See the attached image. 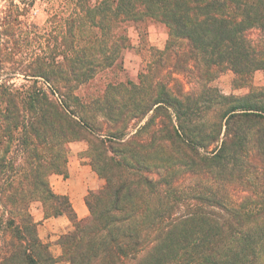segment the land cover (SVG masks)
<instances>
[{"label":"trees","instance_id":"obj_1","mask_svg":"<svg viewBox=\"0 0 264 264\" xmlns=\"http://www.w3.org/2000/svg\"><path fill=\"white\" fill-rule=\"evenodd\" d=\"M0 2V264L57 263L35 202L71 222L68 264H264V85H212L264 72V0ZM148 22L167 38L131 79L128 27ZM73 141L104 181L82 219L50 182L67 177Z\"/></svg>","mask_w":264,"mask_h":264},{"label":"rangeland","instance_id":"obj_2","mask_svg":"<svg viewBox=\"0 0 264 264\" xmlns=\"http://www.w3.org/2000/svg\"><path fill=\"white\" fill-rule=\"evenodd\" d=\"M59 1V0H55ZM2 2H0L1 5ZM46 5L42 4L40 1H36L33 9L29 12V19L35 21L36 23L42 24L47 18V11L44 9ZM148 23H156V22H148ZM147 23V24H148ZM129 27H133L129 33V44L124 49L123 52V66L125 70V74L131 78L135 79L138 69L140 67V63L142 60V53L144 52V47L148 46L147 36H146V26L144 27L141 24L140 29L136 28L134 24H130ZM160 32V31H159ZM165 37L167 38V29L165 27ZM140 33H142L140 35ZM136 41V43H134ZM138 42V43H137ZM164 46V45H163ZM162 46V47H163ZM160 47V48H162ZM112 77L111 72H105L99 74L96 78H94L88 85L83 86L80 89V93L85 91H94L96 89H100L103 84ZM234 74L230 70H226L221 73L213 82L212 85L219 88L224 94H243L248 92L252 88L260 87L264 85V72L262 70H256L250 77L249 83L246 86L237 87L234 85ZM17 81H20L17 79ZM87 148V144L85 141H73L68 146V163L70 166L76 165L77 162L80 163H89L85 154V149ZM68 176V175H67ZM62 175L54 174L50 177V182L54 191H59L64 188L65 184L63 182ZM87 192L84 194V198ZM41 210L42 206L39 202H35L31 207V212H34L35 209ZM88 215V213H87ZM34 217V216H33ZM85 218V217H84ZM72 228L71 222H69L67 232ZM50 224L46 223L42 227L38 225V232L40 238L49 245L50 251L52 254L57 257L58 261L56 264H68L67 262L60 259L61 249L58 244V238L61 234L65 233L64 231H52L50 230Z\"/></svg>","mask_w":264,"mask_h":264},{"label":"crops","instance_id":"obj_3","mask_svg":"<svg viewBox=\"0 0 264 264\" xmlns=\"http://www.w3.org/2000/svg\"><path fill=\"white\" fill-rule=\"evenodd\" d=\"M133 27H128V36ZM165 26L161 23H148L146 25V36L149 45L162 47L165 43ZM160 31V32H159ZM136 43V41L134 42ZM138 43V42H137ZM86 150V149H85ZM68 167V176L63 178L64 188L57 193L66 194L76 212L78 218L82 219L87 216L88 209L84 201V194L88 190L98 189L103 185V179L99 177L91 168L89 163L77 162L76 165ZM56 192V191H55ZM34 220L39 222V227L49 223L52 231H66L69 225V219L65 215L52 218H44L41 208L31 212Z\"/></svg>","mask_w":264,"mask_h":264}]
</instances>
